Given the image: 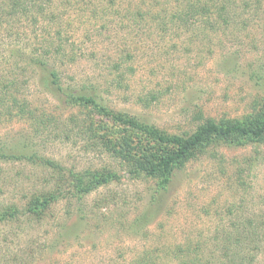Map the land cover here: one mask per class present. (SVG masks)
<instances>
[{"label":"rangeland","instance_id":"rangeland-1","mask_svg":"<svg viewBox=\"0 0 264 264\" xmlns=\"http://www.w3.org/2000/svg\"><path fill=\"white\" fill-rule=\"evenodd\" d=\"M257 1L256 13L240 11L228 30L179 33L160 31L154 19L176 0H71L63 32L79 58L52 64L63 87L93 90L108 109L167 135L193 132L201 123L196 113L242 120L264 99V0ZM13 33L14 40L1 29L0 70L25 82L20 93L33 118L1 120L0 149L49 159L62 172L110 167L120 178L79 198H59L41 216L1 225L0 263L10 256L20 264H222L219 230L238 215L230 212L264 215V145H213L175 171L165 190L132 180L78 129L92 116L87 110L67 106L22 58L8 57L36 41L41 25L19 23ZM102 131L119 137L107 121ZM53 175L39 163L0 160V208H23L52 188ZM257 247L247 251L248 264H264V240Z\"/></svg>","mask_w":264,"mask_h":264},{"label":"trees","instance_id":"trees-1","mask_svg":"<svg viewBox=\"0 0 264 264\" xmlns=\"http://www.w3.org/2000/svg\"><path fill=\"white\" fill-rule=\"evenodd\" d=\"M70 3L71 0H0V33L1 29H4L6 35L14 40L18 36L13 33L17 24L26 23L30 27H37L38 23L41 25L44 35L40 34L36 41L18 48L19 50L15 51L17 54L12 52L14 55L8 54V57L22 58L30 71L41 75L45 86L61 96L62 102L69 107L87 110L86 115L93 116L88 117L89 120L86 119L87 124L80 121L78 129L84 130L91 148L116 162L120 172L132 180H153L158 190H165L175 171L181 170L213 145H264V99L252 106L250 113L242 120L214 121L204 119L200 113H196L195 117L201 120V123L193 132L185 135H167L134 116L108 109L98 101L93 90L81 91L73 87H63L52 63L74 64L79 58L73 48V42L65 37L63 32L66 26L63 16L69 11ZM254 4L256 5L249 0H176L174 9L168 11L170 7L166 6L154 15V19L163 32H203L204 28L210 32L225 31L237 24L240 11L247 14L253 9L256 13L259 2L256 0ZM59 10L65 12L61 15ZM136 15L142 14L137 12ZM238 24L244 25L245 22ZM19 42L21 41H13L12 44L18 45ZM10 71L0 70V121L22 116L33 118L26 99L20 93L25 82L20 81ZM104 121L119 130L118 138H115L116 132L103 133ZM73 125L79 124L76 122ZM132 138L137 141L133 143ZM0 160L39 163L56 174L52 176V188L33 194L23 208L19 209L14 205L0 208V226L9 225L26 214L41 216L50 204L59 198H79L118 182L120 178L118 171L110 167L82 172H62L59 164L28 155L24 151L12 153L0 149ZM64 182L66 189L63 188ZM235 213L238 215L234 216ZM232 215L235 219L230 220L222 231L219 230L220 249L223 250L221 261L222 264H248L252 261V256L247 251H256L257 244L264 240V215L258 213L256 217H244L239 210L230 212V216ZM229 245L234 247L231 253ZM28 254L29 257H35L36 251L34 254L28 251ZM0 264H20V261L8 256Z\"/></svg>","mask_w":264,"mask_h":264}]
</instances>
